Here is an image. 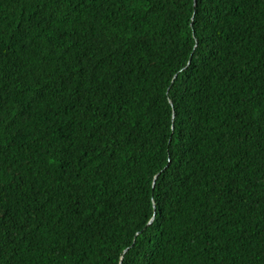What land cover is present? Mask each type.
<instances>
[{"label": "trees", "instance_id": "trees-1", "mask_svg": "<svg viewBox=\"0 0 264 264\" xmlns=\"http://www.w3.org/2000/svg\"><path fill=\"white\" fill-rule=\"evenodd\" d=\"M0 264H264V0H0Z\"/></svg>", "mask_w": 264, "mask_h": 264}, {"label": "water", "instance_id": "water-1", "mask_svg": "<svg viewBox=\"0 0 264 264\" xmlns=\"http://www.w3.org/2000/svg\"><path fill=\"white\" fill-rule=\"evenodd\" d=\"M194 2L196 3V0H194ZM153 187H154V182H153Z\"/></svg>", "mask_w": 264, "mask_h": 264}]
</instances>
